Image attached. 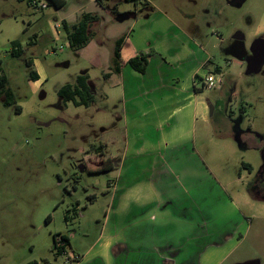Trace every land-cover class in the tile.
Segmentation results:
<instances>
[{"label":"rangeland","instance_id":"1","mask_svg":"<svg viewBox=\"0 0 264 264\" xmlns=\"http://www.w3.org/2000/svg\"><path fill=\"white\" fill-rule=\"evenodd\" d=\"M154 2L181 28H197L194 31L203 49L197 46L195 52L206 64L199 75L212 72L217 77L215 87H203L208 118L196 122L190 152L193 150L205 167L203 193L207 201L198 207L199 220L211 230L220 225V232L208 236L206 231V236L199 239L188 238L179 253L195 254L189 264H264V199L258 198L254 193L258 189L252 192L249 184L257 183L264 189L263 147L259 141L240 140L235 132L239 125L264 135V66L256 74L246 73L252 43L264 37V0H238L234 4L227 0ZM135 3L124 1L120 8L122 12H136ZM75 5L76 0H67L68 10ZM60 14L62 11L53 4L39 9L27 0H0L2 72L16 99L15 104L7 106L0 96V264H101L97 250L108 238V219L113 222L112 193L117 183L115 172L96 169L104 159H114L97 147L108 141V152L117 153L128 138L132 141L137 134H148L153 139L155 134L153 130L137 131L132 123L117 120V113L125 116L126 111L120 105L124 88L117 85L115 77L103 81L104 90L101 87V68L108 66L106 62L111 66L115 41L122 36H114L120 32L118 23L107 25L103 47L88 43L78 52L69 46L63 27L56 25ZM137 16L143 18L141 13ZM135 19L124 21L119 29L126 30ZM152 21L153 17L150 22L141 19L132 34L138 36L149 29L154 42L160 36L154 29L161 23ZM99 25L94 29L99 30ZM177 32L172 27L165 38L169 40V60L180 63L188 59ZM13 40L20 41L21 56L11 54ZM94 49L103 57V65L91 62ZM150 50L154 53L156 49ZM26 59H33L32 69L40 71L37 80L29 78L31 68ZM218 65L220 71L216 70ZM87 68L97 84L96 101L90 106L64 103L58 88L73 82ZM169 72H173L171 68ZM177 74L185 72L179 70ZM102 91H107V100ZM161 94L155 93L159 102L163 101ZM208 101L215 105L211 115ZM130 109L128 105V113ZM150 142L144 141L141 148L150 149ZM244 163L251 164L252 170ZM151 212L153 218L147 212L141 223L130 227V234L141 239L152 234L163 240L192 236L189 220L193 213L185 217L188 222L182 213H169L163 218L158 209ZM54 234L69 237L62 254L56 250ZM127 245V251L119 245L109 248L106 264L152 262L153 255L139 254L133 243Z\"/></svg>","mask_w":264,"mask_h":264},{"label":"crops","instance_id":"2","mask_svg":"<svg viewBox=\"0 0 264 264\" xmlns=\"http://www.w3.org/2000/svg\"><path fill=\"white\" fill-rule=\"evenodd\" d=\"M76 1L77 5L70 10L67 9V0H64L62 6L55 7L56 10L62 11L60 19H56L57 27L62 26L63 20L68 23L76 22L82 12L99 13L101 20L95 24L99 23L100 29H94V24L93 29L96 35L89 44L97 42L98 47H103L106 43L107 32H109L106 30L107 25L111 22L118 23V30L121 34H115L113 31L114 36L126 35L121 51L122 70L120 73L112 72L109 63L106 62L108 66L101 68V87L103 88V81L106 83L115 77L117 85H122L124 88L120 105H124V111H126V115L124 114L126 117L117 113V120L123 119L126 123H132L131 127L137 131H155L153 139L148 134L147 136L137 134L138 137L133 136L132 141V138H128L127 141H123L124 145L121 146L123 148H120L117 153H112L111 150L108 152L110 149L108 141L103 144L106 157L114 158V168L110 172H115L117 185L112 193L111 211H115L112 216L113 222L108 219L105 231H108L109 235L97 250L98 258L101 264H106L110 259L109 248L113 249L114 246L119 245L127 251V243H133L135 245L133 249L139 254L143 252L144 255H153L154 258L150 264H189L194 260L195 254L185 256L179 253L184 249L182 242L188 241V238L199 239L206 236V231H208V236L214 232H220V225L214 226L211 230L199 220L198 207H203L207 201L203 193L205 167L195 155L196 153L193 150L190 152L195 139L196 122L199 118L202 120L208 118L207 106L201 94L204 89L195 83V76L201 74L202 69L206 68L204 60L197 57L195 52L197 46L203 49L195 33L197 30L194 31L197 28L191 27L189 30L181 28L169 13L160 9L154 0H146L147 4L142 3L145 0H138L135 3L138 4L135 8L136 12L132 10L122 12L120 4L126 0H107L103 6L97 0ZM112 10H117L119 14L125 13L127 16L120 21L112 14ZM154 10H158V14H155ZM138 13H141L143 18H139ZM132 17H136L131 23L132 26L127 25L126 30H120L119 26H124L123 22ZM152 17V22L166 23L162 28L160 24L156 27L157 29H154L160 32L157 40L154 42L151 40L149 29L138 36L132 34L141 19L150 22ZM172 27H176L179 33L178 39L185 51L186 60L188 59L184 60L185 62L181 60L179 63V61L175 62L168 58L170 47L169 40L165 37ZM85 47L87 46L76 51L81 52ZM150 49L156 50L153 53ZM140 52H151L152 54L144 73L128 64V60ZM90 60L99 66L100 63L103 65L105 62L103 57L96 55L95 49L90 53ZM183 67L186 68L182 70ZM169 68L173 71L172 73L169 72ZM179 70L185 74L178 76L177 71ZM81 73L89 75L88 82L96 94L97 84L93 81L89 68L82 70ZM105 73H110L107 78L104 77ZM38 74L40 75V71ZM159 91L162 93V98H160L162 102L156 99L155 93ZM102 92L103 98L107 100V91ZM208 102L210 109V105L214 104L211 101ZM128 105L131 107L130 113L127 110ZM258 133L261 134V132ZM147 140L152 141L149 145L150 149H142L144 141ZM152 209H158L163 218H166L169 213H182L185 221H188L185 217L190 212L193 213L189 220L193 226L192 236L184 235L178 240L173 238L163 240L152 234L144 239L130 234L132 233L129 230L130 227L141 223L147 212L150 213V218H153ZM132 212L137 214L133 216ZM126 213L128 215L124 216L123 214ZM136 242L138 244H135Z\"/></svg>","mask_w":264,"mask_h":264},{"label":"trees","instance_id":"3","mask_svg":"<svg viewBox=\"0 0 264 264\" xmlns=\"http://www.w3.org/2000/svg\"><path fill=\"white\" fill-rule=\"evenodd\" d=\"M30 5H32V0H27ZM102 6L105 4L107 0H97ZM126 1H138V0H126ZM47 5L53 4L55 7H60L64 4V0H48ZM143 4H147L146 0ZM33 6V5H32ZM36 8V7H35ZM112 14L117 17L119 12L117 10H112ZM101 20V15L96 12L85 11L82 12L78 18V20L74 23H68L66 20L62 21V27L66 32L67 40L69 46L73 50L80 49L87 45L91 39L96 35V32L93 29L95 23ZM126 35H122L115 41V47L113 51L112 63L110 69L112 72L120 73L122 70L123 62H122V47L125 42ZM12 49L11 54L14 56H21L23 53V48L19 40L12 41ZM151 52H140L135 56L131 57L128 60V64L131 67L138 70L139 72H146L149 60L151 58ZM26 64L31 68L29 72V78L32 80H37L39 78L38 71L36 69H32L33 59H26ZM217 71H220V66L216 67ZM110 73H105L104 77H108ZM89 75L87 73L78 74L75 77L73 82H68L61 85L58 88V94L61 97L64 103L68 101H72L75 105H85L90 106L96 101V94L91 88L89 82ZM0 96L4 97V104L9 106L13 105L16 102L15 95L11 87L9 86V81L6 75L2 72V59L0 58ZM16 110L21 111L20 106H16ZM103 145H99L97 147L98 151L102 150ZM114 159L108 158L104 159L102 165L97 166L96 169L99 171H111L113 166ZM244 166L247 168H251V164L244 163ZM50 221V215L47 218ZM58 234H54L55 247L59 254L65 252L66 245L70 243L69 237L66 234H61L60 236L63 239V245H60L57 241ZM25 264H33V262H27Z\"/></svg>","mask_w":264,"mask_h":264},{"label":"water","instance_id":"4","mask_svg":"<svg viewBox=\"0 0 264 264\" xmlns=\"http://www.w3.org/2000/svg\"><path fill=\"white\" fill-rule=\"evenodd\" d=\"M125 13L118 14L117 18L122 21L126 18ZM241 37V35L239 36ZM252 55L247 60V74H256L261 71L264 66V37H259L251 45ZM214 110V105H210V115ZM240 141V140H239ZM262 199V198H260ZM254 262V261H251ZM251 262L236 263V264H250Z\"/></svg>","mask_w":264,"mask_h":264},{"label":"flooded vegetation","instance_id":"5","mask_svg":"<svg viewBox=\"0 0 264 264\" xmlns=\"http://www.w3.org/2000/svg\"><path fill=\"white\" fill-rule=\"evenodd\" d=\"M228 2L230 1V4H234V3H236L238 0H227ZM240 1V0H239ZM241 35V34H240ZM239 35V36H240ZM242 36V35H241ZM221 39V38H220ZM222 41H223V38H222ZM233 112V111H232ZM241 121H243V120H241ZM234 122H236V121H234ZM236 128L237 129H235V132H236V135L237 134H239L240 136H239V139L241 140V139H245V141H248V140H250V141H259V145H261L262 147H263V151H262V156H263V159H264V135L261 133H258V132H256V131H253V130H245V129H242L239 125L237 126L236 125ZM250 169V171L252 170V165H251V168H249ZM249 184H250V189H251V191L252 192H254V188L256 187L258 190L256 191V192H254V193H257V196H258V198H262V199H264V189L263 188H261V185L258 187V184L257 183H255V184H253V182H249ZM260 191V193H258ZM262 194H263V197H261L262 196Z\"/></svg>","mask_w":264,"mask_h":264},{"label":"built area","instance_id":"6","mask_svg":"<svg viewBox=\"0 0 264 264\" xmlns=\"http://www.w3.org/2000/svg\"><path fill=\"white\" fill-rule=\"evenodd\" d=\"M33 7L43 9L47 7V3L43 0H32ZM63 46H61L62 48ZM54 51V50H53ZM195 83L199 84L201 87L207 86L208 88H213L217 84V77L212 72H207L205 75H197ZM63 239L60 235L57 236V241L61 242ZM63 242V241H62Z\"/></svg>","mask_w":264,"mask_h":264}]
</instances>
